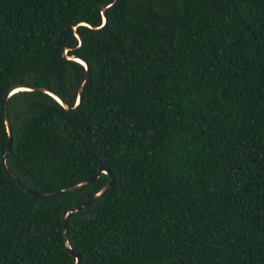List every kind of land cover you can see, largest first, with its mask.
<instances>
[{
    "label": "trees",
    "instance_id": "obj_1",
    "mask_svg": "<svg viewBox=\"0 0 264 264\" xmlns=\"http://www.w3.org/2000/svg\"><path fill=\"white\" fill-rule=\"evenodd\" d=\"M8 92L24 186H112L13 180ZM65 211L78 264H264V0H0V264H75Z\"/></svg>",
    "mask_w": 264,
    "mask_h": 264
},
{
    "label": "water",
    "instance_id": "obj_2",
    "mask_svg": "<svg viewBox=\"0 0 264 264\" xmlns=\"http://www.w3.org/2000/svg\"><path fill=\"white\" fill-rule=\"evenodd\" d=\"M106 21V17L105 15L103 14V24L105 23ZM75 28V27H74ZM79 43H81V39L79 38ZM69 59H73V60H76L78 62H80L81 64L84 65V67L86 68V73H85V76L83 78V81L86 80V78L89 76V66H88V63L86 61H84L83 59L77 57V56H69L68 57ZM22 88H28V89H32V87H28V86H16L14 88H12L10 91H12L11 93L17 91V90H20ZM40 90H43L47 93H49L51 96H53L55 99H57L62 105H64L67 109L69 110H75L78 103H79V96H80V93L82 91V87L80 86L79 88V94H78V99H77V103L76 105L73 107V108H70L68 106H66L61 100L60 98L54 94L53 92L49 91V90H46V89H43V88H38ZM10 92H8L3 100H2V103H1V111H2V115H3V118L5 120V123H6V126H7V145H6V153L5 155L3 156L2 158V165H3V168L5 170V172L13 179L15 180L23 189H25L26 191L34 194V195H38V196H42V197H51V196H54V195H57V194H61V193H64V192H68V191H73L79 187H82L83 185H85L86 183H88L89 181L97 178L101 172H104V173H108L110 175V179L109 181L102 187V189H100L97 193H95L94 195H92L91 197H89L88 199H86L85 201H83L81 204L77 205L76 207H73L71 208L69 211H76V210H80L82 209L83 207H85L87 204H89L90 202H92L93 200H95L98 196H100L103 192H105L109 187L112 186V184L114 183L115 181V177L114 175H112L108 170H98L94 175L82 180L81 182L77 183V184H74V185H71L67 188H64V189H59V190H56V191H52V192H35V191H32L30 189H28L26 186H24L19 180L18 178L13 174V172L8 168V166L6 165V162H5V156L6 154L8 153L9 151V148H10V145H11V129H10V123H9V119H8V115H7V110H6V100H7V97L11 94ZM68 211H65L64 214H63V217H62V223H63V228H64V234H65V241H66V244H67V248L68 250L70 251V253L76 257V263L75 264H78L79 263V259H80V256L78 253H75L71 250L70 248V245H69V242H68V235H67V225H66V215H67Z\"/></svg>",
    "mask_w": 264,
    "mask_h": 264
}]
</instances>
